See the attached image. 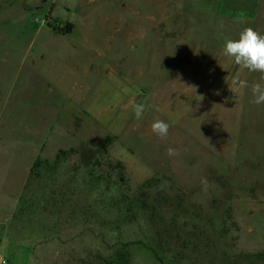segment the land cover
<instances>
[{
  "label": "rangeland",
  "instance_id": "obj_1",
  "mask_svg": "<svg viewBox=\"0 0 264 264\" xmlns=\"http://www.w3.org/2000/svg\"><path fill=\"white\" fill-rule=\"evenodd\" d=\"M247 27L264 0H0V256L264 264V73L223 51Z\"/></svg>",
  "mask_w": 264,
  "mask_h": 264
},
{
  "label": "clouds",
  "instance_id": "obj_2",
  "mask_svg": "<svg viewBox=\"0 0 264 264\" xmlns=\"http://www.w3.org/2000/svg\"><path fill=\"white\" fill-rule=\"evenodd\" d=\"M224 55L232 58L234 63L242 69H247L251 72L264 73V35L252 27L245 28L240 34L239 39H229L224 45ZM264 78V77H262ZM241 87H247L246 83H242ZM233 91V89L231 88ZM253 100L256 105L264 104V85L255 83L251 88ZM235 92V91H233ZM148 110V106L143 103L133 105L135 118L140 120L144 113ZM170 125L160 119L155 120L151 125V130L161 139L167 138ZM169 157L178 155V150L169 147L166 153ZM202 185L207 187L206 179H202Z\"/></svg>",
  "mask_w": 264,
  "mask_h": 264
},
{
  "label": "trees",
  "instance_id": "obj_3",
  "mask_svg": "<svg viewBox=\"0 0 264 264\" xmlns=\"http://www.w3.org/2000/svg\"><path fill=\"white\" fill-rule=\"evenodd\" d=\"M72 28H73L72 23H70L67 27L64 28V30L67 33H70L72 31ZM71 151L74 152L73 149ZM64 152L65 150H61V153ZM57 157L60 158V154H58ZM102 165H103L102 161L100 159H97L92 164L90 175L93 177H98L97 179H105L107 180V182L110 181L115 187V190L121 193V195L123 193V195L125 196V192L130 191V186L128 185V178L124 165L121 162H117L115 163L114 166H112L111 170L102 168ZM128 261H129V257L127 253L124 252L119 256L118 259H116V261L114 260L113 262H117L118 264H127ZM106 262L108 263L109 260H107Z\"/></svg>",
  "mask_w": 264,
  "mask_h": 264
},
{
  "label": "built area",
  "instance_id": "obj_4",
  "mask_svg": "<svg viewBox=\"0 0 264 264\" xmlns=\"http://www.w3.org/2000/svg\"><path fill=\"white\" fill-rule=\"evenodd\" d=\"M9 261L7 258L0 256V264H8Z\"/></svg>",
  "mask_w": 264,
  "mask_h": 264
}]
</instances>
